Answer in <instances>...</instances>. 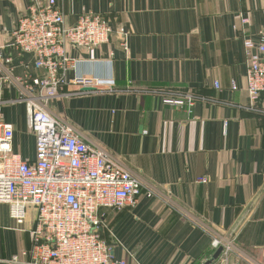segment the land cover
<instances>
[{"label":"crops","instance_id":"0c3cea01","mask_svg":"<svg viewBox=\"0 0 264 264\" xmlns=\"http://www.w3.org/2000/svg\"><path fill=\"white\" fill-rule=\"evenodd\" d=\"M33 1L0 0L2 54L11 59L0 62V124L13 125L12 150L24 160L35 159L36 139L14 81L40 72L33 56L7 45ZM56 5L67 25L91 12L112 29L99 48H68L82 75L101 78L106 87L144 90L58 96L48 103L52 115L74 126L85 142L120 158L144 182L133 206L104 211V236L114 256L130 264H204L216 251L211 237L219 235L233 246L227 264H264V114L248 109L243 81V39L264 36V0ZM169 88L194 94L190 112L162 101L157 92ZM256 107L264 108V94ZM33 218L31 212L19 225L0 203V264H24L11 258L28 248Z\"/></svg>","mask_w":264,"mask_h":264},{"label":"built area","instance_id":"2783aa9c","mask_svg":"<svg viewBox=\"0 0 264 264\" xmlns=\"http://www.w3.org/2000/svg\"><path fill=\"white\" fill-rule=\"evenodd\" d=\"M28 8L16 22L7 46L33 56L40 72L14 81L20 89L19 100L27 106L28 126L36 139L34 160H24L13 152V125L0 124V203L8 205L9 217L19 225L34 212L26 229L30 244L13 255L11 261L130 264L124 258H116L109 241L101 235L106 226L104 210L121 211L133 206L146 189L143 180L120 158L85 142L74 126L52 115L48 103L58 96L144 90L102 86L101 78L82 75L77 70L79 59L68 54L71 47L99 48L110 41L112 29L104 16L86 13L70 26L56 0H34ZM5 47L0 40V62L11 60L2 54ZM243 51L248 109L264 114V108L256 107L264 94V36L257 42L243 39ZM73 69L75 73L69 77ZM214 84L220 89L218 82ZM237 88L233 81L231 90ZM157 93L165 104L187 112L196 102L188 91L169 88ZM147 191L148 195L153 194ZM210 244L214 250L222 246L219 264H227L232 244L219 235H213Z\"/></svg>","mask_w":264,"mask_h":264},{"label":"water","instance_id":"95a60500","mask_svg":"<svg viewBox=\"0 0 264 264\" xmlns=\"http://www.w3.org/2000/svg\"><path fill=\"white\" fill-rule=\"evenodd\" d=\"M259 198V195L252 201L251 205L248 207V209L245 211V213H243V215L239 218V220L237 221L236 225L234 226L235 230H237V227L241 224V222L246 218V216L248 215V213L250 212V209L252 208V206L255 204V202L257 201V199ZM222 251V246L219 247L214 253L213 255L207 259L205 261L204 264H211L212 262H214L216 259H218V257L220 256Z\"/></svg>","mask_w":264,"mask_h":264},{"label":"trees","instance_id":"16d2710c","mask_svg":"<svg viewBox=\"0 0 264 264\" xmlns=\"http://www.w3.org/2000/svg\"><path fill=\"white\" fill-rule=\"evenodd\" d=\"M153 88H154V87H153ZM135 89H140V88H135ZM149 90H153V89H149ZM107 209H110V208H107ZM104 211H105V210H104ZM101 235H102L103 238H105V236H104V231L102 232ZM210 252L212 253V249H211ZM211 253H210V254H211ZM192 264H200V262L198 261V262H194V263H192Z\"/></svg>","mask_w":264,"mask_h":264}]
</instances>
